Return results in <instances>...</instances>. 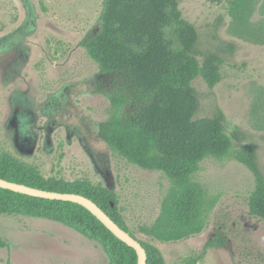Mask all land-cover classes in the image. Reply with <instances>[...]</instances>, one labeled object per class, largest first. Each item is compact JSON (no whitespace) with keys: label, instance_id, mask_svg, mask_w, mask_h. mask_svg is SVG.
<instances>
[{"label":"rangeland","instance_id":"rangeland-1","mask_svg":"<svg viewBox=\"0 0 264 264\" xmlns=\"http://www.w3.org/2000/svg\"><path fill=\"white\" fill-rule=\"evenodd\" d=\"M103 0H0V152L36 165L45 177L103 184L118 195V211L128 231L181 264L219 236L200 264H239L249 252L264 253V219L249 215L255 181L236 160L206 158L192 180L206 192L204 228L177 242H161L149 231L172 187L160 171H148L115 156L99 134L109 105L99 91V70L80 46L98 24ZM195 23L202 51L226 42L224 78L213 89L201 79L198 117L215 106L227 130L239 126L256 143L264 167V0L242 8L230 1L180 0ZM0 264H109L101 245L77 230L47 218L0 214Z\"/></svg>","mask_w":264,"mask_h":264},{"label":"trees","instance_id":"trees-1","mask_svg":"<svg viewBox=\"0 0 264 264\" xmlns=\"http://www.w3.org/2000/svg\"><path fill=\"white\" fill-rule=\"evenodd\" d=\"M209 1H230L240 9L251 0ZM199 42L198 28L183 15L180 0H103L97 26L80 40L98 67L99 91L109 98L99 124L101 138L115 156L142 169L163 172L172 181L149 231L161 242H177L202 232L206 192L192 176L206 158L233 159L252 173L255 185L248 197L249 215L264 219V167L258 146L239 126L227 130L226 115L219 106L210 116H197L200 95L194 81L201 78L213 89L223 80L226 54H234L236 45L226 42L216 50L202 51ZM0 178L84 195L129 232L118 211L117 193L103 184L45 177L36 165L7 151L0 152ZM0 214L60 222L97 241L109 264H138L136 250L79 203L0 187ZM140 242L147 264H167L160 249ZM225 243L226 237L219 233L204 244L200 254L181 264H200L210 249ZM7 246L0 236V247ZM239 264H264V253L249 252Z\"/></svg>","mask_w":264,"mask_h":264},{"label":"water","instance_id":"water-1","mask_svg":"<svg viewBox=\"0 0 264 264\" xmlns=\"http://www.w3.org/2000/svg\"><path fill=\"white\" fill-rule=\"evenodd\" d=\"M0 187L32 196L73 201L83 205L90 212H92V214H94L115 236L136 250L138 255V264H147V252L142 243L116 223L97 203L90 198L76 193L35 188L25 184L12 182L4 178H0Z\"/></svg>","mask_w":264,"mask_h":264}]
</instances>
